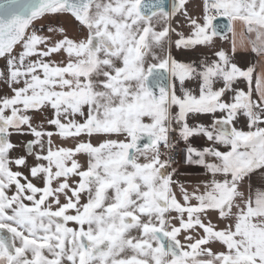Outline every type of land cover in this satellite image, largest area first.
<instances>
[{"label":"snow or ice","instance_id":"1","mask_svg":"<svg viewBox=\"0 0 264 264\" xmlns=\"http://www.w3.org/2000/svg\"><path fill=\"white\" fill-rule=\"evenodd\" d=\"M187 2L175 0L171 12L142 0L0 3V82L13 93L0 97V264H264V190H242L251 175H264V76L254 100V66L244 70L216 50L223 26L213 25L227 18L234 55L235 24H243L253 53L264 56V0H204L203 23ZM177 14L191 35L171 26ZM57 15L86 36L36 26ZM172 45H203L216 59L198 70L177 61ZM60 54L66 59H53ZM242 79L247 92L237 87ZM187 80L198 81V95ZM49 108L52 116L34 126L28 113ZM201 115L212 123L190 125ZM239 115L247 130L235 126ZM13 133L34 137L15 159ZM194 136L209 146H191ZM180 141L185 163L209 177L191 190L174 179L170 153Z\"/></svg>","mask_w":264,"mask_h":264},{"label":"crops","instance_id":"2","mask_svg":"<svg viewBox=\"0 0 264 264\" xmlns=\"http://www.w3.org/2000/svg\"><path fill=\"white\" fill-rule=\"evenodd\" d=\"M204 0H188L187 4L185 5L187 14L193 18L200 20L203 23V16H204V9H203ZM62 16V19L68 21L67 29H71V27L75 28V21L68 15H57ZM55 17V16H53ZM52 18V17H46ZM158 27L157 30H161L163 27V21H156ZM171 26L179 32H183L185 36L191 35V29L189 28L186 17L181 14H177L171 20ZM235 41H236V52L232 55V40L233 35L232 32L229 31L224 36H217L214 38V43L216 46V50L223 49L229 53L234 63H236L240 68L247 70L249 67L254 66V71L252 73V82H251V90H252V98L254 100L259 99V94L256 91L257 80L259 77L264 76V56H257L252 51V46L249 43V34L246 32V29L243 24L237 22L235 24ZM47 34V33H46ZM179 37L172 34V40H176ZM243 42V44H242ZM171 55L179 62L186 63V64H194L198 70L202 69L201 61H204L207 58V62L211 63L212 60L216 59L213 56V49L203 46V45H196L192 48H180L177 49L174 45L171 47ZM65 58V56H63ZM53 59L59 61L60 56H54ZM3 66V61H0V67ZM197 83L198 81L195 80H187L185 85L187 88L191 89L194 94L198 95L197 91ZM237 87L242 88L245 92L249 91V85L247 81L241 80ZM2 93V97L4 96H11L13 93L8 88V86L2 82H0V94ZM1 96V95H0ZM226 99L231 100V94H229ZM29 115L33 116V124L34 126L39 125L40 123L44 122V118H50L52 116V110L49 108L43 114L36 113L35 111H30ZM217 115H221L217 113ZM82 119V118H77ZM213 117L211 115H201L199 117L190 118L189 123L190 125L194 126L196 124H204L206 126L212 123ZM234 124L237 128H242L247 130V118L243 115H239L237 120L234 121ZM45 128L49 131H55V129L45 123ZM34 137L31 135H19L13 133L10 137L11 142L14 145H17L15 149L10 152V158L15 159L18 156L26 155V142L32 140ZM115 138V137H113ZM176 136H173V139H176ZM55 143L57 145L65 146V147H72L75 144L74 140L63 141L59 138H55ZM83 139H87V137H83ZM93 143H96V138H93ZM191 146L196 148H203L209 146L210 142L206 140L203 136H194L190 138ZM181 151V157L175 160L173 167L177 170L174 179L179 180L180 182L184 183L185 185L189 186V190L193 186L201 184L203 181L209 179L207 175H205V169L202 167H198L195 165H189L185 163V152L184 149L186 147L183 141H180L177 146ZM38 150V149H37ZM221 150H225L221 147ZM80 162L83 164L85 162L84 157H78ZM28 162L30 165L35 164V160L32 157H28ZM13 170L22 171L26 176H29V179H32L29 175L28 168H20L17 169L13 166ZM34 183H37L38 186H43L41 181L34 180ZM248 183L252 186V191L254 192L255 189L259 188L264 190V175L260 173H255L251 175L250 181L246 180L244 188L242 190L245 191V194H248ZM212 222L217 224L218 227H224L223 223L218 221L215 214H212ZM74 226V225H69ZM224 248L220 245L214 246V251H223Z\"/></svg>","mask_w":264,"mask_h":264},{"label":"rangeland","instance_id":"3","mask_svg":"<svg viewBox=\"0 0 264 264\" xmlns=\"http://www.w3.org/2000/svg\"><path fill=\"white\" fill-rule=\"evenodd\" d=\"M40 23H43V25H45V32L43 34L47 33V31H46L47 26H64L66 28L68 27V21L65 19H62V16H55V17L47 18V19L45 18L42 22H37L36 26L39 27ZM74 23L76 24V22H74ZM154 26L157 29L158 25H157L156 21H154ZM72 27H71V29H68V35L69 36H72L74 38H80L81 36H86V32H79L76 30V27L74 29ZM56 38L59 39L58 36ZM156 51H157V54H159L161 56L166 55L167 54V47L164 50L157 49ZM58 56H60L59 61L66 59V56L64 54H60ZM63 56H65V58H63ZM0 95H1L0 97H2V93Z\"/></svg>","mask_w":264,"mask_h":264},{"label":"water","instance_id":"4","mask_svg":"<svg viewBox=\"0 0 264 264\" xmlns=\"http://www.w3.org/2000/svg\"><path fill=\"white\" fill-rule=\"evenodd\" d=\"M5 2H6V0H0V3H5ZM174 2H175V0H142L143 4L157 5L158 7L153 9V10H155L157 12H159V6L160 5H162L164 7L165 11L171 12ZM217 22H219L223 26V31L218 36L226 35L229 32L228 27H227L229 22H228L227 18L226 17H217V19L213 21V25H216ZM145 143H147V139L146 138L143 141H141V146L143 144H145Z\"/></svg>","mask_w":264,"mask_h":264},{"label":"built area","instance_id":"5","mask_svg":"<svg viewBox=\"0 0 264 264\" xmlns=\"http://www.w3.org/2000/svg\"><path fill=\"white\" fill-rule=\"evenodd\" d=\"M165 151H167V150H165ZM170 155L173 156L174 160H177V159H179V158L181 157V151H180V149L177 147L175 150H173V151L170 153Z\"/></svg>","mask_w":264,"mask_h":264}]
</instances>
